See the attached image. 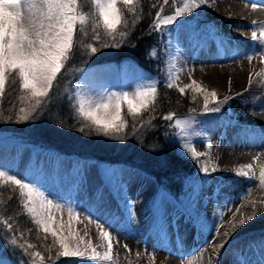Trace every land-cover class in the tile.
<instances>
[{
	"label": "bare ground",
	"instance_id": "bare-ground-1",
	"mask_svg": "<svg viewBox=\"0 0 264 264\" xmlns=\"http://www.w3.org/2000/svg\"><path fill=\"white\" fill-rule=\"evenodd\" d=\"M203 4L205 13L194 28L201 34L192 53L193 67L197 76L215 88L220 99L228 102L216 170L211 174L217 186L213 201L203 212L199 229L190 236L188 228H181L180 236L163 241L158 248L157 262L264 264V186L259 182V172L264 167V57L260 55L264 46L252 39V32L259 36L264 26V3L261 0H203ZM248 56L253 57L251 62ZM110 66H97L83 74L80 89L85 102L101 98L108 82L114 80ZM32 148L8 147L0 157V170L33 183L46 198L61 204L64 212H69L71 207L79 213L73 219L72 228L85 240L90 239L101 254L106 250V242L100 237L101 227L111 234L113 261L91 262L128 264L146 225L145 204L152 196L150 183L125 176L124 171L146 175L125 166L100 168L76 156L65 157L43 149L37 151L34 164L32 159L28 163ZM247 165H252L254 179L237 175L242 170L249 171ZM146 180L152 182L151 178ZM101 198L108 202L103 205ZM125 198L134 205L131 219L124 208ZM253 202L255 217L233 230V215L246 218L253 212ZM89 214L95 217L92 223H86ZM216 228H219L218 234ZM175 230H171V236L178 235L173 233ZM225 231L229 232L228 237L223 235ZM222 243L223 247H218Z\"/></svg>",
	"mask_w": 264,
	"mask_h": 264
},
{
	"label": "snow or ice",
	"instance_id": "snow-or-ice-1",
	"mask_svg": "<svg viewBox=\"0 0 264 264\" xmlns=\"http://www.w3.org/2000/svg\"><path fill=\"white\" fill-rule=\"evenodd\" d=\"M96 8V16L92 21L93 40L97 46L89 44L91 54L95 55L102 48L120 47L127 43L130 33L127 31L128 20L123 9L127 13L136 14L137 0H93ZM183 7H177L174 15H162L163 7L155 12V17L149 25L150 31L164 32L167 26L176 24L178 18L192 13L201 7L199 0H182ZM264 3V0H261ZM167 5L169 0H163ZM120 5L123 6L120 7ZM155 6V5H154ZM253 7H256L255 3ZM89 22V17L80 10L78 0H0V100L6 95V85L15 83L18 79L19 89L22 93L20 99L29 101L27 107L19 109L17 122L34 120L43 110L45 103L51 99L59 78L66 71L77 48L76 32L84 31V26ZM255 23V22H254ZM252 39L259 40L264 46V26L260 28L257 36L252 32ZM152 55H155L153 50ZM264 57V47L260 50ZM252 56H248L251 62ZM86 75V74H85ZM167 89H177L183 95L191 88L203 95L204 111L218 112L220 108L211 107L219 104L217 93L207 91L195 80L190 86L178 87L176 78L170 76L165 81ZM157 100V87L151 84L138 88L134 93H112L101 97L95 102L81 101L78 106L79 116L90 122V126L98 136L123 140L129 125L122 115L124 106L127 112L135 115L141 110L148 113L155 112ZM194 111V110H193ZM174 112L162 115V119L168 122L174 121L177 128L184 132L190 121L188 119H176ZM155 115L142 124L141 127H151ZM133 133L136 123L132 124ZM83 131V129H81ZM202 153L193 151V157ZM249 171H240L237 175L254 179L255 173L251 171L252 165L246 166ZM213 169L212 171H215ZM205 176L210 175L207 167L202 168ZM0 182L16 186L19 189L22 206L25 212L32 218L33 223L47 236H51L56 254L59 257H89L92 261H113V239L111 234L101 227L100 237L106 242L103 254L97 251L91 240H85L83 236L56 219L55 210L63 211V206L45 197L44 193L33 183L26 182L11 175L7 170H0ZM259 182L264 186V167L259 172ZM134 205L130 199H124V208L132 218ZM239 212V209L236 210ZM78 216L79 213L69 207V217ZM256 215L255 202L253 212L237 217L233 215L231 228L233 230L242 227L247 221H251ZM89 218H91L89 214ZM6 225L10 235L16 229L9 219L2 221ZM215 231L219 233V228ZM22 235V234H21ZM225 237L229 232L223 233ZM4 237H0L2 239ZM11 245H17V237L12 235L8 241ZM226 243V241H225ZM22 253L29 258H39V264H44L45 257L39 251H31L35 245L31 243L19 244ZM125 247H127L125 245ZM218 247H223V243ZM50 259V258H49ZM0 264L4 261L0 260Z\"/></svg>",
	"mask_w": 264,
	"mask_h": 264
},
{
	"label": "trees",
	"instance_id": "trees-1",
	"mask_svg": "<svg viewBox=\"0 0 264 264\" xmlns=\"http://www.w3.org/2000/svg\"><path fill=\"white\" fill-rule=\"evenodd\" d=\"M78 5L84 13L89 14L92 10L96 11L93 0H78ZM182 5L181 0H169L167 5L163 3V0H137L135 15L127 13L126 8L123 9L128 20L127 31L130 33L127 43L122 44L120 47L102 48L95 55L85 53L86 49L82 44V37H79L80 30H77L78 50L75 52L66 71L59 78L51 93V99L45 103L43 110L34 120L17 122V117L20 114L19 109L28 105L20 99L22 93L17 79L15 83L6 85V95L3 100H0V129L5 127L3 125H6L8 127L20 126L25 130L29 125H34L35 132L23 137V139H26V143L56 149L67 154L130 164L153 177L160 190L169 191L176 198L180 196L186 198L193 185L201 181L199 169L206 160V156L194 158L191 154L183 152L174 136V121L168 122L161 117L168 112H174L176 114L175 118L204 113L202 94L188 88L186 94L181 95L175 88L167 89L165 87L167 78L163 79L161 77L157 89L155 112L143 111L135 117L133 115L127 116L129 127L126 129L127 134L123 141L105 144L101 141L100 136L95 134L90 122L79 116L70 93L68 92L67 95L66 92L64 93L65 87L67 91L69 90L71 82L80 71L79 69L85 66L104 62L121 63L125 59H130L148 72L158 74L161 72V67L164 68L165 66L166 69L167 62L165 61L161 65L158 56L156 32L150 31L149 25L155 17V12L161 10V6L163 7L162 15H174L175 9L182 7ZM120 7L123 8L122 5ZM97 43L95 42L93 46H97ZM153 50H155L154 56L152 55ZM71 69H74L73 72L75 73L70 75L69 71ZM62 90L63 95L61 94ZM153 115H155V119L152 126L141 127V124L146 125ZM139 119L142 121L138 122L139 125L136 124V130L133 133L131 126L134 120ZM59 137L63 138L68 144L60 143ZM69 138L73 140V144L69 142ZM5 186L4 194L6 197L4 201L8 199L5 208L8 210L7 208L12 206V216H14L12 218H15L13 223L18 222L19 226H23L25 233L30 232L34 236L40 235V240L35 241L38 244L53 245L52 239H48V236V238H45V235L38 231L36 225L33 226L28 222V214L22 206L18 187ZM7 213L0 207L2 219L4 217L9 218ZM17 215L20 217H16ZM4 229L5 227H0V237L5 234ZM4 237L6 238V236ZM54 255L57 256L56 253Z\"/></svg>",
	"mask_w": 264,
	"mask_h": 264
},
{
	"label": "rangeland",
	"instance_id": "rangeland-1",
	"mask_svg": "<svg viewBox=\"0 0 264 264\" xmlns=\"http://www.w3.org/2000/svg\"><path fill=\"white\" fill-rule=\"evenodd\" d=\"M182 2V0H181ZM201 3V7L198 8V11L200 15L198 17L196 15L195 10L190 13L191 20H188L187 18L181 17L178 18L176 24L172 26H167L165 28V31L163 34H165V39L167 43V50L165 54L166 58V72L159 75V73H152L147 72L144 69H142L140 66H138L135 62L132 60L126 59L124 60L119 66L113 64V63H105L102 65H112L110 66L111 72L114 74V80L109 81L107 84V88L105 92L102 93V97L107 96L108 94L112 93H122V92H129L134 93L138 88L147 87L151 84H155V86L159 87V78L162 77L164 79H168L170 76L176 78V83L178 87H185L189 84L191 85L192 81L195 80L199 85H201L204 89L207 91H215L217 93V99L219 101V104H215L220 108V111L216 112L214 115L208 114L207 112L197 114V115H191V116H185L180 117L176 119H188L190 121L189 125L187 126V129L184 132H181L179 128L176 127L175 122H173L175 130L174 133L176 135V139L178 140L177 143L179 144V148L183 149V152L189 153L193 156V151L202 153L200 156H206V160L203 162L202 167L199 169L200 171L202 168L207 167L209 169L210 175L205 176L202 173V179L203 182L200 181L198 184L193 185V188L191 190L196 197L189 195L185 199L186 205H188L191 208V211L193 213V217H190L187 213V208L182 207L178 204V202L175 201L174 197L170 194L169 191H163L160 190L157 183L148 175L146 177L140 176L139 174H134L130 170L124 171V175L128 176L133 179H140L143 180L145 183H150L149 190L151 194V200H147L145 206L147 210V216L148 219L146 221V225L142 231L141 237L136 243L135 249L133 251V254L131 255V258L129 260L128 264H158L157 262V253L158 248L160 247V244L167 240L174 239L176 236H180V230L181 228L189 229V235H194L195 232L199 229L202 223L203 219V212L205 211L206 207L213 201L212 198L215 196V189L217 186V182L212 178L213 169H216V163L218 158V148L222 137V125L223 122L226 120L227 116V108H228V102L226 100L220 99L218 92L215 88L209 86L207 83L203 82L195 73V69L193 67L192 63V53L195 50V44L199 41L200 34L194 32V28H196V25L198 22H200L199 17H203L204 15V4L203 0H199ZM183 7V5H182ZM89 17V22L84 26V31H80V35L82 37V44L84 45L86 52L85 53H91L90 48L88 47L89 44L95 45V41L93 40V28L94 25L92 21L94 20L96 16V11H90L89 14L85 13ZM192 14V15H191ZM189 15V14H188ZM193 28V29H192ZM79 31V26H78ZM78 31L76 33H78ZM158 48V47H157ZM153 53V51H152ZM154 56V55H153ZM99 65H93V66H85L81 67L79 70V73L74 77V80L71 82V86L69 90L67 91V88L65 87L64 93L69 92L71 99L75 102V107L78 110L79 103L81 101H85L82 97V91L80 89V84L82 80V76L86 71H89V69L97 67ZM101 66V65H100ZM74 69H71L70 75L75 73L73 72ZM169 70V71H168ZM189 85V86H190ZM81 92V93H80ZM63 95V90L62 93ZM100 99V98H99ZM1 103V101H0ZM23 103L28 104L29 101L24 100ZM215 106V107H216ZM127 106L125 105L122 110V115L126 119L127 116L133 115L127 112ZM143 110H141V113ZM136 115H140V113H137ZM130 119V118H129ZM133 119V118H131ZM141 119V118H140ZM134 120L136 124H138L139 121L142 120ZM127 121V119H126ZM143 124V123H142ZM141 124V125H142ZM139 125V124H138ZM4 128L0 129V147H5L4 149L0 148V152H2V155L0 154V157L5 155L6 149L8 147L14 146V147H24L27 146L33 147L31 150V153L29 154V160L32 159V161H35V155L38 153V150H49L53 152H57L51 149H45L38 147L33 144H25L26 139H23V137H26L27 135L34 133L35 128L34 125H29L27 129L23 130V127L20 126H12L8 127L6 125ZM38 137L36 136V139ZM101 141H103L105 144L110 142H120L121 140H114L111 138L100 136ZM60 143L62 144H68L63 138L59 137ZM123 141V140H122ZM69 142L72 143L73 140L69 138ZM73 144V143H72ZM90 146V145H89ZM74 147V145H72ZM9 154L12 151H8ZM58 153V152H57ZM61 154V152L59 153ZM62 156H72L75 157L76 155H66L61 154ZM82 160L87 161V163H90L92 165L98 164L100 168L103 167H122L123 165L119 164L118 162H114L115 164H108L111 163L110 160H106L105 162L98 161L96 159L92 158H81L79 156H76ZM87 159V160H86ZM77 163V162H75ZM87 163H79V164H87ZM125 167H128L130 169H134L136 171L141 172L139 169H136L135 167L130 166L129 164H124ZM120 173V172H119ZM136 173V172H135ZM144 174V173H143ZM146 178H151V181L146 180ZM5 185H10L6 183L0 182V207L4 209V212L7 213L9 218L2 219L0 214V227H5V234H3L2 240L0 239V260L4 261V264H39V258H29L27 255L22 253V250L18 247L19 244H27L31 243L35 245V248L31 251H39L44 257L45 262L44 264H60V263H66V264H102V263H93L91 262L89 257L85 258H78V257H58L54 255L56 253V247L53 245H40L35 241L40 240V235H32L30 232H24L23 226H19L20 224L18 222H14L15 218H12L13 214V208L8 207L6 210L5 203L8 201H4L5 194H4V188H6ZM16 187V186H13ZM240 188V187H239ZM159 191H161L159 193ZM101 197H105L102 195ZM110 196H108L109 198ZM108 199L107 197H105ZM101 198L102 204L108 202V200ZM111 199V197H110ZM157 202L158 204V216L160 215V221L159 223L156 220V215L152 211V205ZM75 211V210H74ZM56 219L63 222L66 225H70L72 228L73 219L75 218V215L71 218L69 217V212L64 211H55ZM87 216V215H86ZM16 217H20L17 215ZM95 218V217H93ZM93 218H90L89 220H86V223H92ZM9 219L11 223H13L16 231L8 234L9 230L7 229L6 225L2 223L3 220ZM20 221V220H19ZM122 222H124L121 219ZM21 222V221H20ZM28 222H30L33 226L35 224L32 221V218L28 215ZM155 222V223H154ZM22 223V222H21ZM155 227L157 229H155ZM176 228L173 233L175 232L178 235L171 236V230ZM202 229V228H201ZM42 232V230H38ZM237 233L242 230H236ZM201 232V231H200ZM236 233V234H237ZM22 234V235H21ZM42 234H44L42 232ZM188 234V232L186 233ZM14 235L17 237V245H11L8 241L11 239V236ZM45 235V234H44ZM49 237V238H48ZM47 238L52 239L49 235ZM52 256H54L53 259ZM50 258V259H49ZM61 258V259H59Z\"/></svg>",
	"mask_w": 264,
	"mask_h": 264
}]
</instances>
